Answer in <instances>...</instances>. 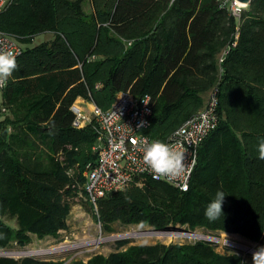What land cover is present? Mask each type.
Masks as SVG:
<instances>
[{
	"label": "trees",
	"instance_id": "1",
	"mask_svg": "<svg viewBox=\"0 0 264 264\" xmlns=\"http://www.w3.org/2000/svg\"><path fill=\"white\" fill-rule=\"evenodd\" d=\"M14 0L0 30L22 47L0 109V251L62 242L81 196L105 234L127 227L202 229L264 246V0ZM42 34L52 39L31 46ZM151 97L147 134L166 142L217 91L219 123L189 189L150 177L100 200L85 192L95 124L74 125L78 98L106 111L119 92ZM217 191L221 216L204 215ZM124 245L125 242H119ZM0 264H253L205 241L132 245L88 261L0 257Z\"/></svg>",
	"mask_w": 264,
	"mask_h": 264
},
{
	"label": "built area",
	"instance_id": "2",
	"mask_svg": "<svg viewBox=\"0 0 264 264\" xmlns=\"http://www.w3.org/2000/svg\"><path fill=\"white\" fill-rule=\"evenodd\" d=\"M14 0H0V13L5 11ZM239 4L233 0L232 7ZM239 13L235 15L239 16ZM0 50L11 51L16 58L21 55L22 47L18 40L0 30ZM6 83L0 86L1 95ZM1 113H5V107L1 106ZM218 97L214 91L206 106L194 116L186 120L175 130L165 143L174 146L183 153L184 172L174 178L156 177L148 169L143 161V147L145 142L155 141L147 134L151 127L153 108L151 97L146 95L142 98L135 97L130 91L119 92L112 107L102 111L95 107L92 114L87 115L83 109L72 106L76 118L74 125L84 128L92 123L95 124L97 133L96 144L93 151L96 153V160L86 167L85 171V192L90 203L97 209L98 202L114 192L125 189L136 179L152 178L155 181L168 183L181 191L185 186L189 189L192 175L198 164L199 149L209 135L217 128ZM144 122L143 127H139ZM16 245V243H15ZM16 253H21L17 255ZM55 253V252H51ZM29 252L3 250L0 257L15 258L30 255Z\"/></svg>",
	"mask_w": 264,
	"mask_h": 264
},
{
	"label": "rangeland",
	"instance_id": "3",
	"mask_svg": "<svg viewBox=\"0 0 264 264\" xmlns=\"http://www.w3.org/2000/svg\"><path fill=\"white\" fill-rule=\"evenodd\" d=\"M237 7L238 6L232 7V13L234 16H237L234 13H239ZM48 36V34L37 36L31 46H35L45 41ZM138 179H140L138 182V184H140L142 179ZM71 206V217L69 220L70 229L68 231H60V235L63 238L62 242L52 240L48 243L41 244L36 240L33 245L27 246L23 249L18 248L14 243L13 249L15 251H24L31 253L30 255H35L26 257H36L37 259L47 260L55 258L65 260L67 263H70L73 260L88 261L90 257L96 254L109 255L117 250H125L132 245H154L156 243H164L168 245L171 243H195L198 241H205L214 245L217 252L221 254L236 253L243 256L246 262L253 263V253H248L244 250V248H252L256 250L258 247H261L260 245L252 243L238 235L225 233L214 234L206 232L202 229L192 232L206 237V239L202 240L180 236L177 237L175 235L163 237V239L158 237H148L145 232L152 230V228L137 226L124 228L119 224L115 226L116 233L105 234L103 233L99 222L95 221L93 216L86 209L81 196L71 200ZM177 228L187 230L185 227L177 226ZM134 233H139L142 237L114 239V237H121L123 235ZM120 241L125 242V244L120 245ZM15 256L16 257L14 259L25 257V255H22V257H18L17 255Z\"/></svg>",
	"mask_w": 264,
	"mask_h": 264
},
{
	"label": "clouds",
	"instance_id": "4",
	"mask_svg": "<svg viewBox=\"0 0 264 264\" xmlns=\"http://www.w3.org/2000/svg\"><path fill=\"white\" fill-rule=\"evenodd\" d=\"M18 68L17 59L11 51L0 50V86L5 84L12 73ZM141 122L139 127H143ZM259 159L264 160V140L258 145ZM183 153L174 146L159 140L145 142L143 147V161L156 177L174 179L184 172ZM187 191V186L183 189ZM223 191H217L205 208L204 215L209 222L217 221L224 216L222 211L225 200ZM253 264H264V246L258 247L252 254Z\"/></svg>",
	"mask_w": 264,
	"mask_h": 264
},
{
	"label": "bare ground",
	"instance_id": "5",
	"mask_svg": "<svg viewBox=\"0 0 264 264\" xmlns=\"http://www.w3.org/2000/svg\"><path fill=\"white\" fill-rule=\"evenodd\" d=\"M171 235H175L177 237H186V238H193V239H206L205 236L203 235H200V234H197V233H185V232H170V233H157V234H152V233H149L147 234L148 237H158V238H162L163 237H167V236H171ZM129 237H142V235H140L139 233H134V234H127V235H123L121 237H114V239H117V238H129ZM215 241H218V240H215ZM244 250H246L248 253H253L255 251V249H252V248H244ZM62 251V250H60ZM18 256L21 255V253H16Z\"/></svg>",
	"mask_w": 264,
	"mask_h": 264
},
{
	"label": "water",
	"instance_id": "6",
	"mask_svg": "<svg viewBox=\"0 0 264 264\" xmlns=\"http://www.w3.org/2000/svg\"><path fill=\"white\" fill-rule=\"evenodd\" d=\"M251 1L252 0H235V3L239 4L242 7H247L251 3ZM170 232H185V233H190L192 231H190V230H182V229H179V228L168 227V228H166L164 230L152 229V230L147 231L145 233L146 234L152 233L154 235V234H157V233H170ZM145 233H142V234H145Z\"/></svg>",
	"mask_w": 264,
	"mask_h": 264
},
{
	"label": "crops",
	"instance_id": "7",
	"mask_svg": "<svg viewBox=\"0 0 264 264\" xmlns=\"http://www.w3.org/2000/svg\"><path fill=\"white\" fill-rule=\"evenodd\" d=\"M49 36L46 38L45 41H48L50 39H52V34H48ZM51 35V36H50ZM44 42V41H43ZM42 43V42H41ZM40 44V43H39ZM76 106L80 107L81 109H83V111L89 115L92 114L93 110L95 109L96 105H94L93 103L87 102L82 98H78L76 100V102L74 103Z\"/></svg>",
	"mask_w": 264,
	"mask_h": 264
}]
</instances>
